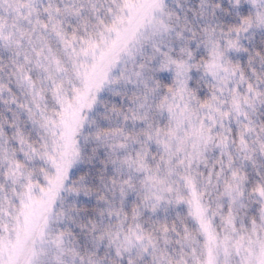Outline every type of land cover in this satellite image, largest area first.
Instances as JSON below:
<instances>
[{
    "label": "snow or ice",
    "instance_id": "snow-or-ice-1",
    "mask_svg": "<svg viewBox=\"0 0 264 264\" xmlns=\"http://www.w3.org/2000/svg\"><path fill=\"white\" fill-rule=\"evenodd\" d=\"M0 264H264V0H0Z\"/></svg>",
    "mask_w": 264,
    "mask_h": 264
}]
</instances>
